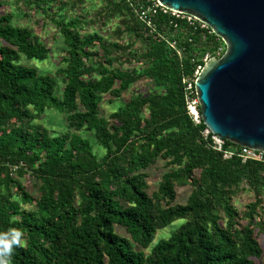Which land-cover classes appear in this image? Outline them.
Instances as JSON below:
<instances>
[{"label":"trees","instance_id":"16d2710c","mask_svg":"<svg viewBox=\"0 0 264 264\" xmlns=\"http://www.w3.org/2000/svg\"><path fill=\"white\" fill-rule=\"evenodd\" d=\"M24 1L57 27L63 46L55 74L19 62L21 53L45 60L49 48L0 14V232L20 229L24 241L10 264H264V162L223 157L186 108L185 79L194 83L221 38L161 10L150 29L126 0H99L89 16L78 10L85 0ZM141 81L144 90L101 113L104 96ZM49 109L64 113V129L38 121ZM158 159L163 171L148 191L146 169ZM185 184L190 193L175 202ZM245 190L240 211L233 198Z\"/></svg>","mask_w":264,"mask_h":264},{"label":"water","instance_id":"95a60500","mask_svg":"<svg viewBox=\"0 0 264 264\" xmlns=\"http://www.w3.org/2000/svg\"><path fill=\"white\" fill-rule=\"evenodd\" d=\"M205 22L221 38L194 79L207 129L239 146L264 151V0H158Z\"/></svg>","mask_w":264,"mask_h":264},{"label":"rangeland","instance_id":"374dc122","mask_svg":"<svg viewBox=\"0 0 264 264\" xmlns=\"http://www.w3.org/2000/svg\"><path fill=\"white\" fill-rule=\"evenodd\" d=\"M99 0H85L81 8H78L83 14L87 16L92 15L95 9L99 6ZM10 12L12 13V22L15 24H23L29 26L33 34L36 35L43 43L49 48V56L45 60H38L35 58H29L25 54L21 53L19 62L33 65L37 67L42 72H49L55 74L56 66L60 63V56L62 53V37L55 25H53L45 15L37 12L35 8L28 7L24 0H0V14ZM114 21H109L106 26L113 27ZM94 28V25L87 24L84 29L90 31ZM107 32V31H106ZM221 53L224 50V46H221ZM220 53V54H221ZM63 82L60 77H56V85L54 93L61 97L62 95ZM146 85L143 81L133 84L128 91H126L121 97L109 101L106 96L103 97L100 102V109L103 115L111 112L112 110L117 109L122 105L128 98V96L139 90H144ZM43 125L47 126L51 130L60 131L65 128L66 121L64 119V113L57 111L55 109L46 110V112L38 119ZM93 145L97 148L94 140H92ZM148 177V191H152L156 188L158 181L160 180L161 173L163 171V161L158 159L155 163L149 166L147 169ZM24 185L27 188H32V181L25 174L22 178ZM191 186L189 184L178 185L176 186V198L175 202L183 203L185 202L188 194L191 191ZM250 192L248 190L238 193L234 198V202L237 208L242 211L245 202L248 200ZM264 205V202H263ZM262 216L264 219V209L262 211ZM183 219H176L167 226L158 229L155 234L154 241H157L160 238L167 237L172 230L177 228L182 224ZM115 232L123 235H127L124 228L121 225H114ZM255 231H259L257 228ZM264 245L263 239L260 241ZM150 247L143 249L145 252H148Z\"/></svg>","mask_w":264,"mask_h":264},{"label":"built area","instance_id":"2783aa9c","mask_svg":"<svg viewBox=\"0 0 264 264\" xmlns=\"http://www.w3.org/2000/svg\"><path fill=\"white\" fill-rule=\"evenodd\" d=\"M128 5L132 8V10L137 15L138 19L141 20L145 26L153 29L154 27V16L156 15L157 11L161 10L163 12H170L172 15L177 17L185 18L187 22L193 27V29L203 28L207 31H212L210 27L203 21L197 19L196 17L185 14L179 13L174 10H170L164 6H162L158 0H126ZM169 46L173 48L178 54H180V50L177 48L175 40H170L168 42ZM221 46L218 47L216 51V56H220L221 54ZM208 57V54L203 56V60L205 61ZM201 65H197V68L194 72L196 75ZM186 85L184 86V94H185V101H186V108L188 113L191 115L192 119L195 122L199 121V113H198V100L195 94L194 85L188 79H185ZM210 131L205 128L203 131L204 135H207ZM211 138L213 141V147L223 153V157H230L233 153H236L242 157V160L246 159H254L258 161L264 162V151L249 148L246 146H239V149H233L230 147L224 146V138L219 137L216 134L211 133Z\"/></svg>","mask_w":264,"mask_h":264},{"label":"clouds","instance_id":"9594fccd","mask_svg":"<svg viewBox=\"0 0 264 264\" xmlns=\"http://www.w3.org/2000/svg\"><path fill=\"white\" fill-rule=\"evenodd\" d=\"M22 231L8 228L0 232V264H10L14 246H23Z\"/></svg>","mask_w":264,"mask_h":264}]
</instances>
